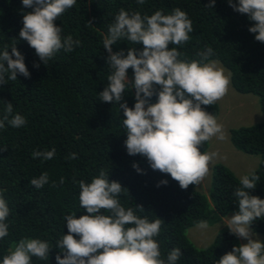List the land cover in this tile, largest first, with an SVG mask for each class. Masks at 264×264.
Segmentation results:
<instances>
[{
	"label": "trees",
	"instance_id": "obj_1",
	"mask_svg": "<svg viewBox=\"0 0 264 264\" xmlns=\"http://www.w3.org/2000/svg\"><path fill=\"white\" fill-rule=\"evenodd\" d=\"M209 3L211 0H145L142 5L137 0H76V5L55 23L63 29L62 38L71 34L81 44L70 53L61 49L45 65L35 49L19 36L23 15L33 9L24 8L22 0H0V52L6 47L11 52L15 44L31 74L25 77L17 73V80L0 86V114L11 102L13 114L26 118L21 128L6 125L0 129V189H7L3 195L10 208L6 221L9 234L0 239V262L21 239L36 238L50 242L53 248L48 260L33 257L32 264H57L56 255L63 252L55 247L56 242L68 233L65 217L87 214L86 209L80 208L79 181L90 183L101 169L109 173L110 181L121 183L124 191L119 199L126 209L142 205L145 210L136 209L137 215L150 221L162 219L160 235L155 238L160 243L162 258L166 259L168 252L178 247L183 255L177 264H218L234 246L241 244L227 226L217 231L204 248L196 247L186 235V230L200 221L213 224L228 212L239 211L233 193L240 187V178L226 165L215 163L209 196L197 190V185L181 189L169 174L153 170L146 157L127 153L123 111L114 102L99 100L112 71L107 65L108 52L103 40L119 11H139L143 16L157 10L170 14L179 7L187 12L194 28L190 40L176 46L182 53L179 58L199 59L196 53L211 47L210 59L220 61L228 69L232 87L239 93L257 96L264 114V42L257 41L256 34L249 31L255 21L235 11L228 0H216L214 8L207 7ZM131 47L139 51L143 44L132 45L122 39L112 46L114 52L123 49L125 55ZM172 47L175 45L170 43L169 49ZM36 63L38 68L34 67ZM7 75L10 73L6 79ZM127 75L134 82L132 68ZM124 100L134 107V88L126 89ZM157 100L158 96L153 95L150 102ZM202 107L217 117L216 103ZM229 133L236 149L260 156L253 170L260 180L250 194L264 199V120L231 128ZM52 148L56 152L51 160L42 162L32 155L34 151ZM207 148L208 141L201 151ZM71 153H76V158L66 159ZM134 163L141 172L133 167ZM45 171L49 173V183L35 188L31 179ZM162 180H167V184L158 187ZM251 228L262 234L264 241V217L255 220Z\"/></svg>",
	"mask_w": 264,
	"mask_h": 264
},
{
	"label": "clouds",
	"instance_id": "obj_2",
	"mask_svg": "<svg viewBox=\"0 0 264 264\" xmlns=\"http://www.w3.org/2000/svg\"><path fill=\"white\" fill-rule=\"evenodd\" d=\"M215 2L211 0L206 6L214 8ZM137 3L142 5L145 0H137ZM228 3L235 11L255 21L249 31L256 34L257 41L264 42V0H238V3L228 0ZM22 4L33 10L23 15L20 39L35 49L45 65L61 49L70 53L81 44L71 34L62 38L63 29L55 23L76 5V0H22ZM108 31L103 46L112 71L107 86L99 93V100L114 102L123 111L127 153L146 157L153 170L169 174L183 190L189 185H199L218 155L201 151V147L213 137L221 141L226 138L223 125L202 105H214L227 94L231 73H226L217 60L210 59L211 47L196 53L199 59L179 58L182 53L176 46L186 44L194 31L192 20L179 7L170 14L157 10L143 16L139 11L130 14L122 8ZM122 39L132 45L142 43L143 49L138 51L131 47L127 55L123 49L114 52L112 46ZM170 43L175 47L169 49ZM34 67L38 68L39 64ZM129 68L134 70V82L128 79ZM17 73L25 77L31 75L24 55L13 44L11 52L7 47L0 52V86L17 80ZM130 88L135 89L134 107L124 100L126 89ZM153 95L158 96L155 103L150 102ZM25 124L26 118L13 114V104L8 102L0 114V129L6 125L21 128ZM55 152L52 148L34 151L32 155L44 162L53 159ZM76 155L71 153L66 159H75ZM133 167L142 171L138 164L134 163ZM108 176L109 173L101 169L90 183L79 181L80 208L86 209L87 214L79 218L76 213L65 217L68 233L56 242L55 247L63 252V255L57 253V264H177L183 255L181 249L174 248L166 259L162 258L160 243L155 239L160 235L162 219L150 221L146 216L137 215L136 209L145 210L142 205L126 209L119 199L124 188L120 182L110 181ZM49 179L45 171L38 178H32L31 184L40 189ZM259 180L255 171L240 177V187L233 193L239 211L224 224L231 234L247 243L234 246L218 264H264V241L254 238L251 228L255 220L264 217V199L250 194ZM63 181L61 177L60 182ZM167 182L162 180L157 186ZM6 191V188L0 189V239L9 234L6 221L10 208L3 195ZM198 227L206 228V221H200ZM52 248L48 241L23 238L14 249L8 250L0 264H32L33 257L48 260Z\"/></svg>",
	"mask_w": 264,
	"mask_h": 264
},
{
	"label": "rangeland",
	"instance_id": "obj_3",
	"mask_svg": "<svg viewBox=\"0 0 264 264\" xmlns=\"http://www.w3.org/2000/svg\"><path fill=\"white\" fill-rule=\"evenodd\" d=\"M215 60V59H214ZM218 61V60H217ZM226 73L229 72L220 61H218ZM218 106V123L223 125L226 138L219 140L213 137L208 141L206 151L216 152L218 155L215 162L210 164L209 174L204 178L197 190L209 196L211 186L212 168L215 163H222L229 167L237 177H242L257 168L260 160L259 155L247 154L236 149L230 141L229 130L243 125H250L264 120V114L260 110L257 96L252 93H239L230 84L227 94L216 102ZM235 213L228 212L222 219L213 224H207L206 228L198 227V224L189 227L186 230L187 237L198 248L206 247L213 240L217 231L227 226L226 221ZM254 238L263 240V235L254 232ZM240 243H247L246 240L239 238Z\"/></svg>",
	"mask_w": 264,
	"mask_h": 264
}]
</instances>
